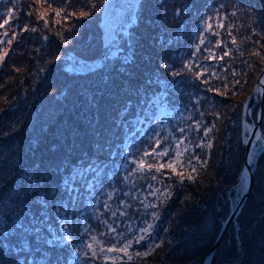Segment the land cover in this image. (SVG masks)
<instances>
[{
	"label": "trees",
	"instance_id": "trees-1",
	"mask_svg": "<svg viewBox=\"0 0 264 264\" xmlns=\"http://www.w3.org/2000/svg\"><path fill=\"white\" fill-rule=\"evenodd\" d=\"M107 1L0 0V24L7 18L2 11L14 13L0 28V37L7 32L12 40L0 43V55L8 53L0 62V203L5 213L13 208L17 193L24 196L22 182L37 169L51 188L49 206L33 209L37 231L27 237V249L9 251L17 240L0 234V264H82L92 235L110 240L100 233L109 234V225L122 218L111 215L113 205L116 211L122 200L132 202L123 193L134 191L127 183L121 186L128 134L135 129L134 118L144 116L163 91L168 106L182 107L192 120L212 128L207 141L213 146L200 153L207 166H197L196 182L185 180L157 208L161 247L132 264H201L230 213L227 190L237 181L245 154L242 107L264 66V0H140L117 45L106 40L102 28ZM81 10L90 15L79 18ZM212 14L223 27L204 32L202 22ZM25 25L28 30L22 31ZM202 38L196 59L205 58L210 38L220 41L219 57L229 55L216 58L212 74L199 68L205 74L197 79L196 62L191 72L184 65L194 60ZM249 107L247 119L256 122L259 103L251 100ZM262 129L264 134V115ZM253 168V190L238 227L230 226L211 264H264V152ZM163 173L171 175L169 169ZM163 173L157 174L156 187L160 181L177 182ZM69 178H74L70 192L63 188ZM148 182L154 181L141 184ZM128 211L140 215L134 206ZM67 231L70 241L46 242Z\"/></svg>",
	"mask_w": 264,
	"mask_h": 264
},
{
	"label": "snow or ice",
	"instance_id": "snow-or-ice-1",
	"mask_svg": "<svg viewBox=\"0 0 264 264\" xmlns=\"http://www.w3.org/2000/svg\"><path fill=\"white\" fill-rule=\"evenodd\" d=\"M70 2L71 0H69V3ZM86 2L90 3L91 0H86ZM94 6L95 5H93V7ZM61 11H63V9L56 11L57 17L60 16ZM31 14L32 13H29V15ZM39 15H40V19H44V13H40ZM68 15L75 16L76 13L71 12ZM89 15L90 12L88 11L81 10L79 12V18L88 17ZM233 15H235V13H233ZM8 16L10 18L14 16L12 10H9ZM65 19H68V16H66ZM56 23H60V21L57 20ZM8 24H9V20L5 19L3 21V24H0V28ZM44 24L45 27H48L47 20L44 21ZM219 27H223V24H220ZM211 28L212 25L209 23L205 31H208ZM27 30H28V26L25 25L22 31H27ZM36 30L37 29L34 27L31 29V31L33 32H35ZM68 30L70 31L71 29ZM3 36L7 37L8 33L4 32ZM15 36L16 33H13L14 38ZM45 39H47V37H45ZM3 42H4L3 40H0V43ZM232 42L236 43L235 39H233ZM7 43L11 44L12 40L8 39ZM64 43H67V41H64ZM204 43L205 40L203 38L200 39L199 44L203 45ZM219 45H220V41H217V46ZM196 51L197 52L200 51L199 46H197ZM7 54L8 53L5 52L4 55H0V62H2L5 59V56H7ZM228 55H229L228 52H224L223 55L219 57V59L223 60L224 57ZM241 55H243V53H241ZM125 61L127 62V57L125 58ZM165 67H167V65H165ZM184 68L188 72H191L193 70V65L190 62L188 64H185ZM16 71L19 72L20 69H16ZM172 74L174 76H178L181 75L182 73L173 72ZM204 74H205L204 72L199 71V66H197L196 78L199 79ZM204 83L207 84L208 81L205 80ZM188 119H191V116H189ZM252 126L254 125H249L248 127H252ZM193 127L194 130L200 131L201 123L197 121L195 122ZM213 127H215V125H213ZM179 131L180 133L183 134L186 130L185 128H180ZM210 132H212V128L205 127L203 129L204 137H208ZM256 139L261 140V137L258 135ZM161 142L162 141L160 139H156L155 147H153L151 151L145 149L137 160L132 161L134 168L128 172L127 176L124 177V180L125 182H128L129 178L134 176V173L142 174V175H137L136 178L131 180L132 188H135L136 179H140L144 181H158V176L152 174L153 171L157 174H162L164 169H169L171 175H168L166 179L171 180L172 176L174 175L178 178L177 182L175 184H163V181H160V183L163 184L162 189L160 187H155L150 182L141 185V188L147 189V195L144 196L143 199L139 200V204L145 210L144 216L150 217L151 220L147 218L142 220L141 223L146 226L139 227L137 229L139 235H133L131 238L126 236L124 232H117V228L111 225H109V233H112L114 235H112L109 241H102L98 238V236L92 235L90 238L91 242H87L86 245H84L87 248V251H83V249H81L83 251V256L86 260L102 259L104 264H109V262H111V264H132V262L134 261H138L149 257L156 251V249L161 247L162 242L161 243L152 242V232L155 228V224L151 221L158 220L159 213L156 211H152L149 213L147 210L161 207L168 200H171V198L174 195V188L182 187L185 180L195 183L199 176L197 165H199L200 168H206L207 166V161L206 160L202 161L201 158L198 155H195L194 153L187 159V161L181 159V157H183L185 153L189 152V148H184L183 151H180L181 145L185 143V140L183 139L177 140L175 144V150L170 149L169 147L160 149ZM243 142L247 144L248 139H244ZM212 146L213 145L211 141L206 142L203 139H201L199 143L195 144L196 148L207 147L211 149ZM258 151L264 152V142L261 143V145L258 148ZM149 156H153L154 158H156V163L147 162L145 158ZM165 157H169V159L166 162L163 163L160 162V160H162ZM248 163L249 164L252 163L251 157H249ZM185 164L190 169L187 175L183 171L178 170L180 166ZM248 177H249V172L248 169L245 168L243 170L242 179L240 183L235 188L227 190L229 192V202L237 207L240 206V201L245 193ZM73 182H74V178H69L65 180L63 184L64 190L70 192L71 184ZM21 191L24 193L23 198H21L19 193H17L14 200L15 206L11 208L7 213L4 212V205L0 203V217H2V219H0V234H2L5 238L14 237L17 240V247L9 248V251H23L29 247V241L27 237L31 232L37 231L35 228L32 227V221L35 219V214L33 212V209L43 210L49 206V196L51 194V188L46 184L45 181H43L42 177L39 175V169H37V174L32 175L31 177L27 178L25 182H22ZM232 192L236 193L235 197L231 195ZM123 195L128 196L129 192H124ZM148 197H154L156 201H159V204L155 202H146L148 201ZM111 198L112 195L109 194V199ZM132 198L136 199L137 197L133 195ZM3 199L4 197L0 196V201H2ZM190 199H191L190 196L184 197V200H190ZM108 207L109 205L105 203L104 208L107 209ZM124 207L130 208L133 207V205L125 204ZM232 211L236 212V207H234ZM117 212H119L121 216L129 215L125 211H120L119 208L116 211H113L111 215L116 216ZM9 221H11V223H9ZM103 223L106 224L107 221H103ZM65 224H67V221H65ZM128 228H131V225H128ZM85 231L88 230L85 229ZM100 235L103 236L105 235V233H100ZM71 238H72V233L69 231L66 236L56 237L46 242L49 244H54L57 242V240H59L60 243H65L70 241ZM142 242H144V247L146 250L144 251L135 250L133 245L134 244L139 245ZM5 247H7V245H5Z\"/></svg>",
	"mask_w": 264,
	"mask_h": 264
},
{
	"label": "rangeland",
	"instance_id": "rangeland-1",
	"mask_svg": "<svg viewBox=\"0 0 264 264\" xmlns=\"http://www.w3.org/2000/svg\"><path fill=\"white\" fill-rule=\"evenodd\" d=\"M140 0H108L107 5L105 6L106 12L104 15H102V28L104 29V33L106 36V40L110 42V44L117 45L121 39V35L126 34L128 28L130 27V22L134 21L132 19L131 13L132 11L137 7ZM12 10V9H11ZM13 11V10H12ZM7 10L2 11V13L7 17L6 19L9 20V23L11 22V18L8 16ZM1 13V12H0ZM211 18V19H209ZM212 25V28L209 29V32H215L217 29L221 28L219 27L220 24H223L222 19H219L217 15H208L206 19L202 22L203 25V31L207 28L208 24ZM219 35V33H218ZM8 36L4 37L1 35L0 40H8ZM211 40V38H210ZM206 41L207 44H210L212 47L207 48L205 58H199L196 59L195 56L198 55L197 51L193 56L195 57L194 60H190V62H196L200 69H204L206 71H209L211 74L215 72L213 64L216 65L218 62L216 61V58L221 55L220 50L217 46V41ZM197 46L202 47L199 43L196 44L195 48ZM197 54V55H196ZM209 54L210 60L208 61L206 58ZM71 69V65L68 66ZM164 85H167L166 82L163 83ZM166 92L163 91L162 97H156L154 104H151V107L147 110L146 114L144 116L138 115L134 118V125L135 129L132 130L128 135V139L125 143V161L123 162L122 168L123 171H127L125 176H127L128 172L134 168V165L132 164L133 160H137L142 152L147 149L148 151H151L153 147H155V140L160 139L161 145L160 149H163L165 147H169L170 149L175 150V144L177 140H185V143L181 145L180 151H183L184 148H189V152L185 153L183 157H181L182 160L187 161V159L194 153L195 155H198L200 157V153L202 152L203 148H196L195 144L199 143L201 139L205 140L207 142L208 137H204L203 135V129L204 126L201 123V129L202 132L194 130V124L195 122L201 120L199 118H195L194 120L188 119V113L184 110L182 107H171L168 106L166 103ZM192 118V117H191ZM253 120H249L251 123ZM185 128V132L182 134L180 133L179 129ZM158 134V135H157ZM247 135V132H246ZM261 141L259 140L255 144L254 148V162L252 163L253 167H255L257 161H256V154H258V148L261 145ZM207 148V147H206ZM157 149V150H160ZM208 149V148H207ZM197 152V153H196ZM171 155V153H170ZM147 162L156 163V158L153 156H149L145 158ZM169 159V157H165L160 162H166ZM195 163V161H194ZM198 166V165H197ZM132 167V168H131ZM165 170V169H164ZM179 171H185L189 170V168L185 165H182L178 168ZM113 170H110L109 173L112 176ZM186 175L188 174V171H185ZM154 175H157L153 171ZM137 175L142 174H136L134 173V176L129 178L128 182H125L124 177L121 182V186H124L126 183L132 187L131 180L136 178ZM164 176L170 175L169 173H163ZM160 179V178H159ZM161 180V179H160ZM143 180L136 179V187L133 188L134 191H126L129 192V195L126 196V198L130 199L132 202H129L125 199L126 204H131L134 206V208L139 212L140 215L136 214H130L129 208H125V202L122 200V208L119 209L120 211H125L129 215L128 216H121L122 218L119 219L118 223L116 224L117 232H124L126 236L131 238L133 235H139L137 229L139 227H144L146 225L142 224L141 221L145 218L151 220L150 217L144 216V209L140 206L139 200L143 199L144 196L147 195V189L141 188V182ZM155 186V181L151 182ZM156 187V186H155ZM157 187H160L162 189V183H158ZM133 195H135L137 198L133 199ZM236 193H233L232 196L235 197ZM251 200H255V197H252ZM146 202H155L159 203V201H156L154 197H148V201ZM231 204V203H230ZM230 206V205H229ZM113 211H114V205H113ZM149 213L152 211L157 212L156 209H148ZM230 209L228 210L229 213ZM119 213V212H117ZM117 216V215H116ZM130 217V218H129ZM155 224V228L152 232V242L154 243H160L161 241H158V233H157V220L151 221ZM128 225H131V228H128ZM127 229V230H126ZM69 231H67L68 233ZM66 233V235H67ZM112 233H109L107 235H104L105 238L112 237ZM100 239V238H99ZM102 240V239H100ZM109 241V240H108ZM257 243L262 244V240L258 239ZM141 244L137 245L134 244L133 247L135 250L142 251ZM115 255V254H113ZM82 264H93L91 260H86Z\"/></svg>",
	"mask_w": 264,
	"mask_h": 264
},
{
	"label": "water",
	"instance_id": "water-1",
	"mask_svg": "<svg viewBox=\"0 0 264 264\" xmlns=\"http://www.w3.org/2000/svg\"><path fill=\"white\" fill-rule=\"evenodd\" d=\"M264 66L255 82V85L251 91V93L247 96L243 103L242 107V140L248 139V143L245 144L243 142V145L245 147V154H244V159H243V164L241 167V170L239 172L237 181L229 187L230 189L235 188L241 181L242 179V174L243 170L245 168L248 169L249 172V177L247 181V187L245 190V193L240 201V206L237 207L233 204L230 206V213L227 216L226 220L223 222L221 229L219 230L213 245L211 248L207 251V253L203 256L201 260V264H211L213 256L219 247L224 235L230 228V226L234 223L236 229L238 227V218L242 214L244 207L246 203L249 200V197L251 195V192L253 190V185H254V171L255 168L252 167V163L254 162V148L255 144L259 141L256 139V137L259 135L261 137V142H264V134H263V129H262V122H263V115H264ZM251 100L254 101V104L259 103V108H258V114H257V120L252 121L251 123L248 121L247 116H251V110L253 107H249ZM249 125H254L252 127H248ZM247 132V135H246ZM260 151L258 154H256L255 158L256 161L258 160V157L260 155ZM249 157L252 159V163L249 164ZM236 207V212H233L232 209Z\"/></svg>",
	"mask_w": 264,
	"mask_h": 264
}]
</instances>
